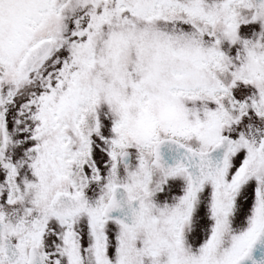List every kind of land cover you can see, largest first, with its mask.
Returning a JSON list of instances; mask_svg holds the SVG:
<instances>
[{
  "label": "snow or ice",
  "instance_id": "snow-or-ice-1",
  "mask_svg": "<svg viewBox=\"0 0 264 264\" xmlns=\"http://www.w3.org/2000/svg\"><path fill=\"white\" fill-rule=\"evenodd\" d=\"M0 264H264V0H0Z\"/></svg>",
  "mask_w": 264,
  "mask_h": 264
}]
</instances>
